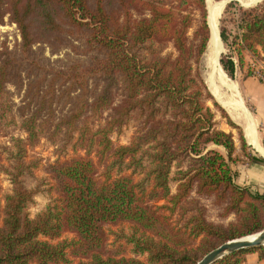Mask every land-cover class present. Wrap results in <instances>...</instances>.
<instances>
[{"label":"trees","instance_id":"obj_1","mask_svg":"<svg viewBox=\"0 0 264 264\" xmlns=\"http://www.w3.org/2000/svg\"><path fill=\"white\" fill-rule=\"evenodd\" d=\"M225 13L224 72L264 77V0H233ZM208 16L206 0H0V25L8 18L21 39L0 49V132L26 136L0 146L10 185L0 264H198L264 231V193L238 187L229 165L241 160L236 140L250 163L264 159L249 156L242 129L194 72L210 42ZM11 86L23 94L20 124ZM208 100L232 131L220 129ZM132 125L135 135L116 146ZM42 140L54 148L51 179L28 154ZM38 196L48 203L32 216ZM204 199L233 220L210 221ZM252 253L264 260L260 246L214 264H244Z\"/></svg>","mask_w":264,"mask_h":264},{"label":"crops","instance_id":"obj_2","mask_svg":"<svg viewBox=\"0 0 264 264\" xmlns=\"http://www.w3.org/2000/svg\"><path fill=\"white\" fill-rule=\"evenodd\" d=\"M229 80L236 86L237 91L233 98L237 102H241V115L239 114L241 110L236 106V108L234 107L237 104L233 102L235 100L230 101L226 99L231 98L230 95H232V92L228 88H221L225 92L224 96H218L212 90H210V93L231 121L242 129L248 146L247 153H249V156L264 159V83L256 76L243 78L242 73L239 71L236 72L233 79ZM212 87L215 90L214 85ZM221 119L219 120L220 129L227 132L232 131L226 121L223 119L224 121L222 122ZM235 120H240L241 124H238ZM233 132L235 133L234 130ZM236 146V155L241 160L235 163H229L233 172L234 183L238 187L246 188L252 193H264V165L250 163L241 152L238 140H236ZM211 148L218 150L227 158L228 154L225 148L221 146H212ZM244 264H264V260L258 254L252 253L247 255Z\"/></svg>","mask_w":264,"mask_h":264},{"label":"rangeland","instance_id":"obj_3","mask_svg":"<svg viewBox=\"0 0 264 264\" xmlns=\"http://www.w3.org/2000/svg\"><path fill=\"white\" fill-rule=\"evenodd\" d=\"M241 1H244V0H238V5H240V6H242ZM261 1H263V0H256L255 2H253L252 5H250L248 7L255 6L258 3H260ZM218 2H222V1H218ZM228 4L229 3L225 2L224 8H223L222 13L220 15V18H218L219 39H220V42H219L220 45H219V47H217L218 66L223 72H224V70L220 64V58L222 55H225L228 53V49H227L226 44L223 42V40L220 36V26H221V20L224 19L228 15L225 13V9H226ZM208 18H209V16H208ZM20 41H21V39H20V35H19V32H18L16 25H14L12 22H10V20L8 18H6L5 23L3 25H0V49H2L5 46V47H8L10 50H13V49L18 47V45L20 44ZM209 45L207 48L208 50L203 55V57L198 62L194 63V72L198 78H200L201 80H203L205 82V84L207 85V88L210 92L211 89H209L207 82H208L209 75L213 74L214 71L212 72L213 62L208 60L209 51L211 49V47ZM215 51L216 50H215V46H214L213 52L216 53ZM46 53H47V57H49L52 60L59 59L64 54V52H61L57 55H51L49 51H47ZM206 54H207V56H206ZM246 60H247L246 61V68H247L251 64H253V61H251L249 58H247ZM224 73L229 79H233V78L229 77L226 74V72H224ZM255 76L258 77L259 79H261V78L264 79V77H262L259 73H255ZM9 90H10V99H11L12 106H13V114L16 117L18 123L20 124L22 122L21 99H22L23 94L18 93V91L12 86L9 88ZM214 102L215 101L208 100L207 105L210 106L212 108V110L215 112L217 121L219 123L220 122L219 120L222 117H221L220 111L217 109V107L214 106ZM224 120H223V118L221 119L222 122ZM235 121L238 124H241L240 120H235ZM219 127H220V125H219ZM136 132H137L136 127L132 125L129 129H127L125 131V134L123 136H121L120 138L114 136L113 140L115 142V145L118 146V145L128 144V142L135 135ZM11 136L22 137V138L26 137L25 133L19 127H15V128L12 127L9 130L2 129V131L0 132V146L3 148L8 147L9 146V140H10ZM28 154H29L31 159H36V160H39L41 162V171L38 172V176L47 177L48 179H51L49 176H47L48 174L46 173V169H47L48 165L53 163L55 160L54 148L52 147L50 142H48L46 140L40 141L36 146L28 148ZM81 155H83V153ZM93 158H94V160H96V158L94 156H93ZM0 186L2 188V192L0 193V199L2 200L3 196L10 191V185L7 181L6 176L1 175V174H0ZM173 188H174V186H173ZM47 203H48V200L45 196H38L36 198V204L34 206H32L30 209L31 215L35 216L37 213H39L41 210H43L45 208ZM203 203L207 207L208 219L210 221L215 222V223H219V222L227 223V222L233 220V218H230L228 220L222 219V217L220 216L221 215V209L214 204L213 199H204ZM65 237H71V235L66 234Z\"/></svg>","mask_w":264,"mask_h":264},{"label":"bare ground","instance_id":"obj_4","mask_svg":"<svg viewBox=\"0 0 264 264\" xmlns=\"http://www.w3.org/2000/svg\"><path fill=\"white\" fill-rule=\"evenodd\" d=\"M255 1L256 0H244V1H241V4H242V6L247 7V6L252 5L253 2H255ZM206 3H207L208 12H209V18H208L209 23L208 24H209L210 30H211V37H210V42H209V44H210L209 46L211 47V49L209 48L210 51H209L208 60L213 62L212 72L214 71L213 74L209 75L207 83H208V86L210 87V89L213 92L215 91L218 94V96H224V94H225V92L221 88H223V87H225L226 89L228 88V90L232 92L231 93L232 95H230L231 98H226V99L233 101L234 94L237 91L236 86L233 84V82H230V80L225 76L223 71L219 68V66H218V54H217V47H219V45H220V43H219L220 39H219L218 18H220V15H221L222 10L224 8L225 2L224 1L216 2L215 0H206ZM214 46H215V50H216L215 52L216 53L213 52ZM206 56H207V54H206ZM212 85H214L215 90L213 89ZM233 102L237 103L236 105H234V107L236 106L238 109L241 110V111H239V114H240L242 112L241 102H239V101L237 102L236 100ZM254 238H256V237L252 236V237L246 238L245 240L251 241Z\"/></svg>","mask_w":264,"mask_h":264},{"label":"water","instance_id":"obj_5","mask_svg":"<svg viewBox=\"0 0 264 264\" xmlns=\"http://www.w3.org/2000/svg\"><path fill=\"white\" fill-rule=\"evenodd\" d=\"M233 0L225 1L230 3ZM238 1V0H237ZM248 7V6H247ZM210 27V26H209ZM254 238L251 241L245 240L246 238L230 241L228 243L223 244L219 248L215 249L214 251L210 252L206 255L198 264H214L217 261L223 259L225 256L254 247L264 246V231L260 232L257 235H254ZM252 237V236H251ZM249 238V237H247Z\"/></svg>","mask_w":264,"mask_h":264}]
</instances>
